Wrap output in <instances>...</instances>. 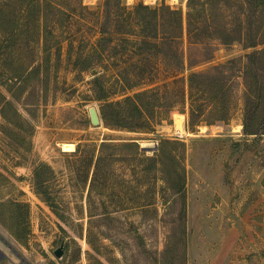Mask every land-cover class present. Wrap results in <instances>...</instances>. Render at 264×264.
<instances>
[{"label":"rangeland","instance_id":"obj_1","mask_svg":"<svg viewBox=\"0 0 264 264\" xmlns=\"http://www.w3.org/2000/svg\"><path fill=\"white\" fill-rule=\"evenodd\" d=\"M186 2L52 1L43 37L50 51L49 75L45 86L44 79L29 82L21 95L26 105L11 96L6 87L13 80L0 66V91L34 127L16 129L21 135L16 140L9 137L0 102V172L13 184L0 180V200L26 203L30 229L23 246L0 225V250L4 253L0 264H264V133L246 134L242 125L243 66L249 53L264 47V33L263 43L255 47H246L241 39L223 44L207 37L205 23L196 22L200 36L190 55ZM139 3L150 8L164 3L181 9L182 44L167 39L165 51L169 56L178 45L185 60L188 56L199 59L207 47L212 57L197 60L192 68L174 76L173 58H164V50L142 42L160 45L164 37L152 38L141 31L134 11ZM224 3L227 20L216 19L231 30L240 3ZM252 25L259 27L257 17ZM41 34L33 40L28 32V42L22 44V49L39 61L43 53ZM78 55L80 64L89 63L90 68L75 66ZM213 66L231 72V116L227 121L190 126L187 76L190 71ZM256 67L264 79V52L255 58ZM95 74L100 77L96 83ZM163 83L176 91L184 90L186 101L176 107L168 121L154 122L151 131L111 128L101 119L97 126L91 123L89 107H95L100 117L102 101L96 99L98 94L103 92L108 101H116ZM176 114L182 115V132L175 129ZM105 138L136 141L145 156H154L162 138L183 141L184 199L166 188L158 164L145 171L146 163L137 159H114L95 169V157L91 162L89 150L96 146V153ZM67 143L74 149L64 150ZM42 161L56 172L48 190L62 219L33 191L32 171ZM59 246L63 249L61 257L54 253Z\"/></svg>","mask_w":264,"mask_h":264},{"label":"trees","instance_id":"obj_2","mask_svg":"<svg viewBox=\"0 0 264 264\" xmlns=\"http://www.w3.org/2000/svg\"><path fill=\"white\" fill-rule=\"evenodd\" d=\"M54 0H4L0 1V66L9 74L7 90L19 103L27 104L21 95L27 90L31 80L44 79V86L49 75L50 51L46 46L44 37L45 17L52 7ZM119 1V0H113ZM240 8L234 12L232 19L235 22L234 29H228L220 20H227L224 16L223 4L225 0H187L185 31L189 41L188 49H195L194 44L200 36L197 23L207 25V37H214L223 44H229L235 39H241L246 47H255L263 43L261 34L264 33V0H236ZM17 5L18 7H13ZM60 10V9H59ZM134 11L141 25L144 35L157 38L160 34L164 39L161 47L157 43H150L153 47L165 51L168 49V41L181 43L184 31V20L181 9H173L162 3L158 7L150 8L148 5L139 3L134 6ZM257 17L259 27L254 29L252 19ZM197 22V23H196ZM30 33L31 39L35 40L39 32H42V57L39 61L36 56L27 54L22 49V44H27ZM195 40V41H194ZM183 48L178 45L174 48L173 55L163 53L164 58H173L172 71L174 76L182 73L186 68H192L197 60L205 61L212 57L210 48L198 58L188 56L185 60ZM57 54L60 48L57 49ZM264 52L256 49L247 55L248 62L244 63V110L242 117L243 131L246 134L264 133V79L259 77L261 72L255 68V58ZM80 55L76 57L74 64L80 70L90 68L89 63L80 64ZM27 58V59H25ZM80 64V65H79ZM231 72L224 70L222 66H213L208 69L190 71L187 76V100L189 101L188 123L194 126L200 123L212 124L215 121H227L231 116L228 78ZM100 80L95 74L93 81ZM123 88V83H120ZM133 87V85H130ZM15 88V89H14ZM96 99L102 101L100 105V119L104 125L111 128L126 129L129 131H141L153 129V123L157 120L168 121L178 105H184L186 95L183 91H176L167 83L160 86L134 91L116 101H108L107 95L100 93ZM2 104L1 115L6 122L5 132L15 140L21 135L16 129L33 130L32 122L26 118L16 107L15 103L7 99L0 91ZM27 113L33 117L31 110L26 107ZM158 122V121H157ZM21 144V143H20ZM95 146V145H94ZM79 150V145L76 151ZM95 148L90 149L91 162L95 157V169L101 163L110 162L114 159L139 160L143 170L147 171L158 164L161 179L166 188L172 193L184 199L185 193V167L183 164L185 143L175 139L162 138L158 144V150L154 156H145L139 149L136 141L126 140L120 142L110 141L105 138ZM56 178V172L45 161L37 163L32 171L31 184L33 191L53 213L62 219L63 215L57 210V203L48 190L50 180ZM0 180L12 184V181L0 172ZM13 185V184H12ZM0 225L21 245L25 246L29 240L28 205L14 199L0 200ZM89 241V240H88Z\"/></svg>","mask_w":264,"mask_h":264},{"label":"water","instance_id":"obj_3","mask_svg":"<svg viewBox=\"0 0 264 264\" xmlns=\"http://www.w3.org/2000/svg\"><path fill=\"white\" fill-rule=\"evenodd\" d=\"M88 112H89V117H90V121L93 125L97 126L100 124V117L97 113V110L95 107L91 106L89 107L88 109ZM54 253L57 257H61L62 253H63V249L62 247H57L55 250H54ZM4 255V253H2V251L0 250V259L1 257Z\"/></svg>","mask_w":264,"mask_h":264},{"label":"bare ground","instance_id":"obj_4","mask_svg":"<svg viewBox=\"0 0 264 264\" xmlns=\"http://www.w3.org/2000/svg\"><path fill=\"white\" fill-rule=\"evenodd\" d=\"M183 122L184 121H183L182 115L176 114L175 115V120H174V125H175L176 131H179L180 132V130H181V132H182L184 130V128H183ZM240 127L241 126H239V128ZM63 146H64L63 147L64 150H73L74 149L73 144L67 143V144H64Z\"/></svg>","mask_w":264,"mask_h":264}]
</instances>
